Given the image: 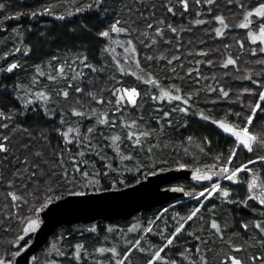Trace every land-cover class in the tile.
Here are the masks:
<instances>
[{
	"label": "snow or ice",
	"instance_id": "snow-or-ice-1",
	"mask_svg": "<svg viewBox=\"0 0 264 264\" xmlns=\"http://www.w3.org/2000/svg\"><path fill=\"white\" fill-rule=\"evenodd\" d=\"M10 2L11 0H0V26H3L4 21L19 20L24 16L36 19L47 15L64 21L66 16L72 15L69 12H57L51 6L31 8L27 11L10 10ZM119 2L122 7L117 11L115 0L111 3L110 0H72L75 13L95 11L107 14L110 10L116 13L117 18L96 33L99 37L111 40L112 34L125 33L131 36L133 32H137L139 37H143L140 43L145 47L152 48L156 45L153 54L146 55L145 59L166 61L160 70L165 76L170 72L172 75L169 79L183 81L185 78H192L195 85H200L201 81H214L215 83L203 85L205 92L203 103L212 104L213 108L199 107L201 88L185 89L178 83H172L166 88L162 86L159 75L141 65L137 46L132 39L125 42L124 49L125 61L134 60L138 69V72L132 71V75L145 84L160 87L158 95L154 91L146 94L152 101L167 99L169 102H179L169 110H165L163 106L156 109L159 113L155 117L157 127H149L143 115L136 119L123 117V111L128 105L133 108L140 107L138 98L142 95L141 91L137 87L123 85L117 87L119 81L115 76L111 77L104 87H98L96 75L105 71L106 65L98 67L92 63L86 50L68 59L52 56L46 64L48 71L37 66L32 84L40 90L25 88L22 84L12 85L11 95L19 102V106L2 95L9 91L10 86L0 81V189L3 190L5 201L0 219H3L8 230H15L14 238L9 241L11 247L5 249V254L0 255V264H18V258L31 247L29 241L32 235L43 224L40 214L50 210L57 202L67 197H85L90 194L88 190H91V194L119 192L129 186L125 173H133L135 183L140 184L142 181L137 178L138 176L147 179L158 173L170 171L173 167L177 170L191 168L192 179L198 182H212L214 177L216 181L195 194L198 206L185 215L176 212L175 215L165 218L163 213H167L168 209H164L154 220L147 222L145 234L153 232L152 225L156 220L163 223L164 230L157 233L161 243H149L146 247L140 239H135L129 241V246L122 251H118L115 245L101 246L95 251L100 254L111 253L112 257L108 264H133L134 253L141 254L136 257V264H185V262L209 264V252L213 255L214 264H264V218L242 221L243 229H252L257 232V236L253 237L245 231L244 235L253 240V244L249 245L247 241L237 243L231 236H226L230 222L226 220L222 225L215 218L217 206L212 204L211 207H206L200 201L201 197L208 200L216 196L227 203L240 204L245 208L250 207L249 201H255L261 207L252 210L259 211L261 217H264V179H260V174L254 167L259 163L261 169H264V69L259 73L261 79H253L251 74L246 75L247 69L241 71L240 56L228 54L218 62L211 58V49L199 48L195 51L188 49V55L204 58L194 60L196 65L207 64L216 67L219 63L223 69L232 66L237 79H247L257 86L243 88L233 99L229 94L231 89H226L215 74L205 76L199 68L193 67H189L181 74L184 64L179 55V49L184 47L182 33L190 32L193 26L201 25L209 26L208 32L214 34L213 39L226 37L228 34L226 30L229 28L246 29L247 39L256 47L246 50L245 40H236L235 43L239 44L241 52L250 51L252 55L257 52L264 53V0H253L252 4H249L248 0H119ZM229 15L242 16V19L238 23H232ZM177 17L180 18V23L175 22L174 18ZM185 19L186 26L183 24ZM39 35L44 36L45 33L40 32ZM173 40L176 41L175 52L170 56L159 51L161 44L172 45ZM19 42L23 48L15 47V52L23 51L24 55H28L32 51V45L23 44L22 39ZM188 43L191 44L192 40ZM200 43L203 44L205 41L201 39ZM223 47L227 50L231 48V44L224 43ZM109 50L103 49L104 52ZM8 55V52L4 53L5 57ZM52 61L56 63L53 64ZM113 61L119 73L126 74L129 71L120 65L115 56ZM173 61L177 63L173 64ZM257 62L264 65V59ZM22 68L21 63L11 62L6 67H0V73H13L14 70ZM84 69H88L91 75ZM224 75L227 76L228 72H224ZM41 77H46L51 84L44 83ZM105 92L109 95L108 99H105ZM213 93L214 96L210 95ZM245 93L252 97L250 101L242 98ZM37 101L40 102L39 105ZM221 101H232L239 105V110L229 107L224 116L219 117L214 111L215 105ZM38 107L41 114L35 116V119L43 121L44 124L34 128L27 124V120L29 113L35 114ZM109 108L115 113H120L119 123L115 117L110 118ZM174 114L178 118H174ZM189 116L198 117L217 126L232 139L227 156L220 153L212 157V163L205 164L203 171L199 166L192 165L199 164V153L208 155L206 149L212 144L211 139L208 136L200 138L188 135L177 141L169 135V132L179 134V128H188ZM84 121L94 123L85 130ZM50 123L52 126L48 127ZM100 126L113 131L119 128L120 131L114 135H105ZM53 133L57 139L55 145L52 143ZM125 142L129 144L126 154L121 150V144ZM193 144L199 149V153L189 152V147ZM106 147L112 148L119 157V167L114 166L104 151ZM240 152L252 155L236 164L234 160ZM139 153H143L142 158H138ZM185 156H192V161L184 160ZM93 157H97L98 160ZM98 163L100 167L97 166ZM104 180L108 183H102ZM220 180L245 184L246 195L240 199L231 197L230 190L224 187ZM172 190L184 191L183 188ZM187 195L192 196L193 193ZM202 208L210 214L208 220L201 212ZM194 218L205 224L210 221V240L204 239L196 231H191L190 225L186 229L185 226ZM169 219L172 221L171 230L168 227ZM138 227V224H134L130 231H135ZM91 231L95 232L96 228H92ZM107 231L111 233L114 230L109 227ZM205 231L207 230L203 227L199 229L200 233ZM185 233L187 237L199 243L188 247L185 239L182 246L181 237ZM217 239L227 246V251L223 248L209 247L210 243L215 245ZM250 247H254L256 251L250 253ZM82 250L86 251L84 244L77 243L74 246L73 256L76 261H81ZM257 251L259 255L256 254ZM31 260L36 264L35 256H32ZM49 264L59 262L51 260ZM98 264H103V261H98Z\"/></svg>",
	"mask_w": 264,
	"mask_h": 264
},
{
	"label": "trees",
	"instance_id": "trees-1",
	"mask_svg": "<svg viewBox=\"0 0 264 264\" xmlns=\"http://www.w3.org/2000/svg\"><path fill=\"white\" fill-rule=\"evenodd\" d=\"M112 0H110V3ZM249 4L253 3V0H248ZM41 6H51L57 12H69L72 15L66 16L64 21L55 19L53 16H40L36 19L31 18L30 16H24L19 20L11 19L4 21L3 26H0V67H6L8 63L19 62L23 65L22 69H16L13 73H0V81L4 84L9 85V91L7 93H2L8 100H11L12 103H15L19 106V102L11 95V86L14 84H22L25 88L32 87L33 90H40L32 84V77L36 75V67L40 66L44 68L45 71H48L46 68L47 62L51 59L52 56H59L62 59H68L74 54L85 51L89 56V60L96 64L98 67L101 65H106L105 71L96 75V82L98 87H104L110 80L111 77L115 76L116 80L119 81L116 84L117 87L123 85L124 87H137L141 91V97L138 98V104L140 107L133 108L131 105H128L123 111V117L128 119H136L140 115H143L144 120L148 122L149 127H157L155 117L159 114L156 109L161 106L165 110H169L174 104H179L177 101L169 102L167 99L164 101H152L150 96L146 93L154 91L157 95L160 92V87H154L152 85L145 84L142 80H137L136 76L132 75V71H137L135 67L134 60H124V49L125 42L128 39H132L133 43L137 46L138 59L141 61V65L149 71L159 75L161 85L165 88L172 84L178 83L182 88H201V103L199 107L201 108H213L212 104L203 103V98L205 92L203 91V85L205 83H215L212 80L201 81L200 85H195L192 78H185L183 81L169 79L172 75L170 72L167 76L161 72V66L166 64V61H147L145 59L146 55L153 54V49L157 46L153 45L152 48H147L143 43H140V40L143 37H139L137 32H133L131 36L128 34H112V39L108 40L106 38L99 37L96 33L99 30L106 28L114 19L117 18L116 13L111 10L105 13H97L95 11H87L81 13H75L72 0H11L10 10H20L27 11L31 8H40ZM115 6L117 11L122 7L119 0H115ZM231 7V6H230ZM121 15L123 13H120ZM228 15V13H225ZM147 15V13H145ZM190 18V17H189ZM175 22L180 23V18H174ZM229 19L232 23H238L241 17H232L229 15ZM183 24L187 25V19L183 21ZM208 25L193 26V30L190 32L182 33L184 47L179 49V55L181 56V61L184 64L183 72H186L189 67L199 68L200 71L205 76H211L215 74L217 79L225 86L226 89H231L230 96L235 98L236 95L242 92V89L245 87L256 88L257 86L247 79H237L235 69L232 66H229L228 69H223L217 63L216 67H210L207 64L196 65L194 60L204 59L203 57L188 55V49L195 51L199 48L211 49L210 56L216 61H220L224 56L232 54L233 56H240V68L243 72L247 69V74H251L253 79H261L259 75L264 65L259 64L257 61L264 59V53L257 52L255 55H252L250 51L241 52L239 44L235 43L236 40L244 39L245 40V49L251 47H256L252 45L251 41L247 39L246 29L239 27L229 28L227 31V36L220 38L217 37L213 39V33L208 32ZM15 29V31H13ZM255 30V29H254ZM44 32V36H40L39 33ZM172 35V34H169ZM23 40V44L32 45V51L28 55H24L23 51L15 52V47L23 48V45L20 44V40ZM203 39L205 43L201 44L200 40ZM192 40V43L189 44L188 41ZM175 43L173 40L172 45L161 44L159 51L163 52L165 55L170 56L175 52ZM224 43L231 44V48L225 50L223 45ZM109 48L108 52H104L103 49ZM219 50V51H218ZM8 52L7 57L4 56V53ZM131 55V53H129ZM113 56L120 61V65L129 69L126 74H121L117 71L116 64L113 61ZM247 62V63H245ZM53 64L56 61H52ZM177 61H173V64H176ZM75 67V66H73ZM86 73H89L88 69H84ZM178 71H181L178 69ZM224 72H228V75L225 76ZM91 75V73H89ZM195 76V73H193ZM44 83L51 84V82L46 80V77L40 78ZM116 83V81H112ZM215 95V93L210 94ZM105 99L109 98L107 92L104 93ZM243 99L251 100L252 97L248 94H243ZM114 99V98H113ZM39 101L37 104L39 105ZM10 106V105H9ZM108 108L107 105H105ZM233 107L239 110V105L233 103L232 101H221L215 105L214 114L223 117L225 111ZM41 114V110L38 107L35 114L29 113V119L27 124L36 128L38 126H43L44 122L41 120L35 119V116ZM151 114V117H150ZM109 116L115 117L117 123L120 122V113H115L111 108H109ZM174 118L176 114H174ZM189 121L188 128H179L177 132H169L174 139L177 141L183 140L188 135H193L195 137L202 138L203 136H208L211 139L212 144L206 149L208 155L199 153V149L195 144L189 147L190 153H199L198 165H192L193 167L199 166L201 170L204 169L205 164L212 163V157L223 153L224 156H227L228 149L232 145V139L229 138L228 134L223 133L217 126L211 125L200 120L198 117L189 116L187 117ZM229 119H235V117H229ZM58 123V120L56 121ZM94 121H84V129L91 126ZM50 123L48 127H51ZM101 130L105 131V135H114L120 131L116 129L115 131L111 129H104V126H100ZM259 130V127L256 129ZM52 143L55 145L57 143L56 134L52 135ZM105 143H111L110 141H105ZM129 149V144L127 142L121 144V150L125 154ZM104 151L107 153L109 158L112 160L115 167H119L120 159L113 152L112 148L106 147ZM252 154L246 152H240L238 157L234 160V163L239 164L241 161L247 160ZM143 153H139L138 158H142ZM97 159V157H93ZM184 160L191 162L192 156L183 157ZM100 167V164L97 165ZM131 167V164L129 165ZM252 167V166H250ZM255 169L259 172L260 177L264 179V169H261L259 163L255 166ZM172 169H175L173 167ZM115 175V174H113ZM128 178L129 186L135 183L133 179V173H125ZM244 175L243 173L241 174ZM137 178L142 179L143 176H138ZM102 183L107 184L108 181L104 180ZM222 185L228 188L231 192V197L236 199L243 198L246 195V185L243 183H232L226 180L221 181ZM180 186L185 191V198L173 203L164 205L160 208L152 209L148 212L140 213L133 217L129 221H114L111 223L106 222H96L90 225H77L74 227H62L58 229L53 237H51L47 245L40 250L37 254L36 264H49V261L56 260L59 264H98V261H103V264H108L109 259H111V253L100 254L95 251L96 248L112 247L113 245L117 246L118 251L126 249L129 244V241H134L135 239H140L141 243L144 246H148L149 243L159 244L161 243V238L157 235L158 232L164 230V225L160 220H156L152 225V233H144V228L148 226V221L154 220V218L163 213L164 209H168L167 213H163L165 218H169L175 215L176 212H180L181 215H185L192 208L198 206L195 194L200 192L204 187L188 185L184 183L176 184ZM210 186V185H209ZM91 192V190H88ZM187 193H193L192 196L187 195ZM3 190L0 189V216L3 215V205L5 203L3 199ZM200 201L206 206L211 207L212 204H215L216 215L215 218L221 222L223 225L224 221L230 222V227L226 230V236H231L237 243L247 241L249 245L253 244V240H249L247 236L244 235L245 231H248L253 237L257 236V232L249 229L245 230L242 227V221H254L256 219H261L259 211H253V208L259 209L254 201H249L250 207L245 208L240 204H230L222 199H218L216 196L210 197L208 200H204L203 197L200 198ZM201 212L203 213L206 220L209 219V213L202 208ZM138 224L139 227L135 231H130L132 225ZM191 226V231H196L198 234H201L204 239H211V229L210 221L205 224L194 218L193 221H189L186 225V229ZM111 227L114 231L109 233L107 229ZM168 227L171 230L172 221L168 220ZM203 227L207 231L200 233L199 229ZM96 228L95 232H92L91 229ZM143 235L142 239L141 236ZM15 236V230H8L3 223V219H0V255L5 254V249L11 247L9 241H11ZM107 237V239H105ZM185 239L187 240L188 247L199 243L190 237H187L186 233L181 237V245H184ZM31 241V240H30ZM29 241V242H30ZM77 243H82L85 246V250H82V259L81 261H76L73 252L74 246ZM209 247L223 248L224 251H227V246L222 244L220 240H216L215 245L209 244ZM256 249L254 247L249 248V252H254ZM167 252V250H166ZM60 253H65V255H60ZM259 255V252H256ZM141 255L140 253H134L132 260L133 264H136V257ZM163 255V254H162ZM171 255V253H169ZM209 264H214L213 255L209 252ZM179 259V257H176ZM33 264V262L31 263ZM187 264V262H185Z\"/></svg>",
	"mask_w": 264,
	"mask_h": 264
},
{
	"label": "water",
	"instance_id": "water-1",
	"mask_svg": "<svg viewBox=\"0 0 264 264\" xmlns=\"http://www.w3.org/2000/svg\"><path fill=\"white\" fill-rule=\"evenodd\" d=\"M248 178H251L250 174ZM141 181L140 184L134 183L119 192L96 194L89 192L90 194L85 197H67L52 205L50 210L40 214L43 224L32 235L29 242L31 247L18 258V264H31V257H36L47 245L49 239L62 227L90 225L96 222L129 221L140 213L184 199L185 191L172 190L182 188L176 184L204 187L211 185L216 178L214 177L212 182L195 181L192 179L191 168H189L172 169L147 179L142 178ZM255 203L258 205L257 202Z\"/></svg>",
	"mask_w": 264,
	"mask_h": 264
},
{
	"label": "rangeland",
	"instance_id": "rangeland-1",
	"mask_svg": "<svg viewBox=\"0 0 264 264\" xmlns=\"http://www.w3.org/2000/svg\"><path fill=\"white\" fill-rule=\"evenodd\" d=\"M124 54H125V51H124ZM125 60V59H124ZM222 131V130H221ZM223 181V180H222ZM211 186V185H210ZM209 185H208V187H210ZM142 237H143V235L141 236V239H142ZM31 263H32V261H31Z\"/></svg>",
	"mask_w": 264,
	"mask_h": 264
}]
</instances>
